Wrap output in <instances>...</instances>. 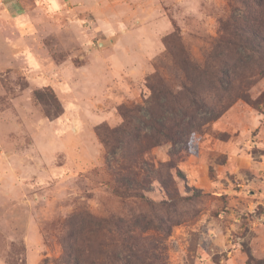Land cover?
Returning a JSON list of instances; mask_svg holds the SVG:
<instances>
[{"label":"rangeland","instance_id":"obj_1","mask_svg":"<svg viewBox=\"0 0 264 264\" xmlns=\"http://www.w3.org/2000/svg\"><path fill=\"white\" fill-rule=\"evenodd\" d=\"M22 1L37 30L28 55L0 63V165L12 153L0 166V264H125L132 242L111 217L124 218L125 231L140 218L137 264H264L263 74L238 78L233 104L188 148L144 156L180 170L181 178L172 171L173 200L157 181L143 200L115 197L97 135L122 124L121 105L147 113L155 63H174L166 36L178 31L195 63H235L234 51L220 55L213 44L233 18H245V0H59L53 10ZM9 2L0 0V14ZM21 11L12 0V12ZM47 88L64 110L54 120L35 97ZM7 190L11 206L2 204Z\"/></svg>","mask_w":264,"mask_h":264},{"label":"trees","instance_id":"obj_2","mask_svg":"<svg viewBox=\"0 0 264 264\" xmlns=\"http://www.w3.org/2000/svg\"><path fill=\"white\" fill-rule=\"evenodd\" d=\"M245 2L248 5L245 18L242 21L233 18L213 44V49L220 55L234 51L235 63H230L226 57L222 63H195L176 31L163 40L165 56L172 58L174 63H155L156 71L146 81L151 92L150 105L145 110L147 113L142 114L144 107L140 105H121L118 108L123 118L120 126L97 128V135L104 146L103 158L112 173L109 186L115 197L143 200L157 181L167 197L173 200L172 171L177 170V176L181 178L180 170L172 162L156 166L146 161L144 156L158 146L169 145L173 153L188 148L192 137L220 119L233 104L236 95L232 90L238 78L244 79L248 72L253 71L251 74L264 75V0ZM247 59L255 63H242ZM165 73L174 74V78L167 79ZM35 97L44 106L49 119H57L63 114L64 110L52 89L36 91ZM53 104L58 108L55 113L48 109ZM118 152L120 155L116 158ZM193 190L196 196L202 194L201 190ZM161 205L168 208L172 204L164 201ZM111 220V224L125 235L124 241L132 242L127 249L133 260L124 259L125 264H137L144 251H140L132 229L140 225V218L132 217L126 231L124 218L111 217Z\"/></svg>","mask_w":264,"mask_h":264},{"label":"crops","instance_id":"obj_3","mask_svg":"<svg viewBox=\"0 0 264 264\" xmlns=\"http://www.w3.org/2000/svg\"><path fill=\"white\" fill-rule=\"evenodd\" d=\"M8 5L5 6V11L0 14V52L7 51L8 55L6 59H0V63H12V53H20L23 55V57L28 55L30 53L31 49L28 43L27 38L31 36V34L36 31L34 25V19L32 18V15L27 14V12H23L25 8L24 3L22 0H15V3L17 4L20 12H12V0H10ZM32 1V0H31ZM33 6L36 8V10H39L42 8V3L46 2V4L51 6L52 10L57 9L60 1L59 0H34ZM79 2V0H78ZM49 6V7H50ZM52 16L51 14H48ZM7 59H11L10 61ZM3 112H0V115H2ZM10 122V121H9ZM12 159V153H8V158L1 162L2 168L5 164L9 165V162ZM1 174V173H0ZM5 176L0 177V180H4ZM1 196L4 198V202L2 204H6L8 206L12 205V200L6 201L5 197L11 196V191H5L1 193ZM1 228V226H0ZM1 235V232H0Z\"/></svg>","mask_w":264,"mask_h":264}]
</instances>
